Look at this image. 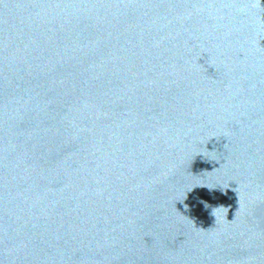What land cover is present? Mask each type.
Returning <instances> with one entry per match:
<instances>
[{
	"label": "water",
	"instance_id": "1",
	"mask_svg": "<svg viewBox=\"0 0 264 264\" xmlns=\"http://www.w3.org/2000/svg\"><path fill=\"white\" fill-rule=\"evenodd\" d=\"M0 264H264V0H0Z\"/></svg>",
	"mask_w": 264,
	"mask_h": 264
}]
</instances>
